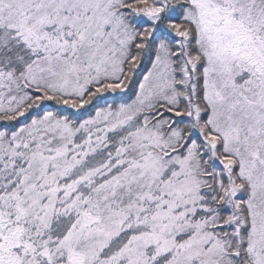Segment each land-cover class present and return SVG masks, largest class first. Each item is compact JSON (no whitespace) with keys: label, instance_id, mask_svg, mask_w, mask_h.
Masks as SVG:
<instances>
[{"label":"snow or ice","instance_id":"6c2138e0","mask_svg":"<svg viewBox=\"0 0 264 264\" xmlns=\"http://www.w3.org/2000/svg\"><path fill=\"white\" fill-rule=\"evenodd\" d=\"M0 264H264V0H0Z\"/></svg>","mask_w":264,"mask_h":264}]
</instances>
